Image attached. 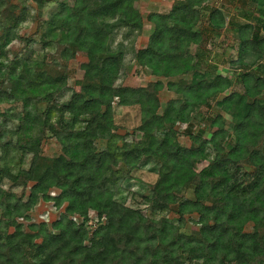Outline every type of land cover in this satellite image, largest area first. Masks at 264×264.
Masks as SVG:
<instances>
[{
  "label": "trees",
  "instance_id": "1",
  "mask_svg": "<svg viewBox=\"0 0 264 264\" xmlns=\"http://www.w3.org/2000/svg\"><path fill=\"white\" fill-rule=\"evenodd\" d=\"M32 1L41 8L43 0ZM204 1L176 0L166 14L148 13L146 19L153 24V31L147 45L135 53L137 64L167 77L195 68L194 63L187 64L186 54L188 46L198 42L193 27L206 8ZM241 1L256 10L245 14L250 23L235 28L239 48L236 61L240 63L242 54L250 51L256 54L257 65L237 75L241 93L230 91L215 101V107L228 114L231 131L223 129L218 116L214 119L218 121H211L216 126L212 131L190 133L191 124L187 123L188 146L175 142V122H187L195 107L207 105L212 96L227 89L231 80L218 72L193 71L186 84L167 82L166 88L177 96L167 99L159 113L160 81L143 87L114 85L120 59L119 55L108 54L107 33L100 20L117 17L123 26L139 29L140 18L126 7L128 0H74L60 11L61 26L66 31L57 42L65 58L75 49L85 51L86 62L80 68L92 80L86 92L71 93L61 103L50 102L62 88L64 75L49 80L39 73L31 75L33 67H29L25 79L16 74L15 68L0 72L1 82L7 76H17L18 80L11 88L0 87V102L23 98L25 107L16 117L14 132H4L0 125V151L31 152L25 169L13 163V154L0 158V179L22 187L30 184L27 203L4 192L0 185V264L26 263V248L32 249L31 264H182V255L188 262L201 264H264V0ZM23 14L24 7L9 26H2L0 56ZM207 17L213 30L221 26L223 17L217 9L211 8ZM54 23L51 21V25ZM40 93L50 102L48 109L41 113L28 110L27 106L35 102L32 96ZM113 98L119 105L139 109L136 131L140 138L122 141L120 157L111 141ZM51 108L59 112L55 123L50 119ZM65 114L70 122L64 121ZM82 115L89 119L81 121ZM39 131L54 136L61 149V154L42 166L36 151ZM11 132L13 143L3 141V136ZM97 138L107 139L106 147L99 151L93 145ZM208 146L212 155L207 158L203 153ZM141 157L156 165V178L145 200L160 209L173 205L179 219L195 213L200 224L195 234L179 232L163 217L147 218L137 208L113 199L121 181L138 166ZM206 158L204 166L193 169ZM118 164L123 165L125 173L115 169ZM50 187L59 189L52 197L55 205L66 203L64 213L51 223L56 232L39 223L30 225L32 233H23L15 218L24 216L38 194L51 199L46 194ZM188 188L191 198L180 193ZM90 208H100L93 229L84 226ZM71 214L79 215L82 221L73 222ZM246 222L252 224L250 232L242 231ZM8 227L12 228L10 232H6ZM34 238H40V243L33 245ZM86 239L89 245L84 244Z\"/></svg>",
  "mask_w": 264,
  "mask_h": 264
},
{
  "label": "rangeland",
  "instance_id": "2",
  "mask_svg": "<svg viewBox=\"0 0 264 264\" xmlns=\"http://www.w3.org/2000/svg\"><path fill=\"white\" fill-rule=\"evenodd\" d=\"M0 6V35L2 33V26H9L12 17L16 15L22 7H24V14L17 26L12 29L14 36L3 47V55L0 56V72L9 71V68H15L16 74L23 75L24 79L27 76L29 67H33V73H39L47 79H53L60 75H64L63 86L58 92L54 93V97L50 102L61 103L65 101L71 93H84L87 91L92 80L86 74L80 65L86 62V54L83 50L75 49L71 57L65 58L59 47L62 45L57 42L61 36L65 34L66 29L61 26V10L64 7L72 5L74 0H43L40 9H37L36 4L32 0H1ZM176 0H128L126 7L129 10H134L140 18V28L131 29L128 26H123L117 17H107L100 20L102 27L107 33L105 47L109 55H119L120 66L115 74L113 81L114 85L138 87L146 86L151 82L160 81L162 87L158 92L159 113L164 107L167 99L176 97L177 94L172 90L166 88L167 82H175L179 85L189 82L193 71L202 72L206 74L211 72H218L224 77H228L231 81L225 91H222L212 96L207 105H199L189 114V120L186 122L179 119L174 124L176 131L175 142L180 146H188L190 140L185 133L186 124L190 123V133H196L199 130L212 131L215 129V124L211 121L216 116L223 124V129L226 132L231 131L230 118L228 114L215 107V101L220 100L224 95L230 91L237 93L242 92V86L236 78L239 73L246 69H253L256 62V54L246 51L242 54L241 62H237L239 48L238 39L235 36V28L241 23H250V18L245 14L254 12L256 7L252 4L242 2L241 0H205L204 6L206 8L201 10L200 19L193 27L194 32L198 34V42L192 43L187 48V64H195V68L188 72L177 74L174 76H163L154 73L148 67L139 66L135 59V53L147 45L149 36L153 31V24L146 19L148 13L155 12L159 14L168 13L171 5ZM211 8L217 9L223 17L222 24L216 30H213L211 25L207 23L208 11ZM127 9V10H128ZM60 12V13H59ZM51 21H55V25H51ZM69 45V43H67ZM71 51V49H70ZM105 56V55H104ZM258 61V60H257ZM260 61V60H259ZM258 61V62H259ZM35 63V64H34ZM244 64V65H243ZM248 64V65H247ZM29 75V74H28ZM47 75L48 77H45ZM8 77V76H7ZM1 82L0 87L11 88L16 81V77L7 78ZM260 96V94L258 95ZM32 98L35 102L27 106L28 110L36 113H41L48 109L47 105L50 103L44 98V94L34 95ZM27 99V98H26ZM33 99V100H34ZM111 117L114 128L111 134L114 135V147L117 157L121 156L122 141H131L140 138V133L136 131L139 124V109L137 106H122L117 103L116 98H113L111 103ZM24 100H3L0 102V125L4 132L13 131L17 127V116L23 114ZM102 109L100 111L102 112ZM99 111V112H100ZM56 108H51L50 119L55 123L58 119ZM65 122H70V116L65 114L63 116ZM81 121L89 119L88 115L79 117ZM218 121V120H214ZM213 123V125L211 124ZM81 124H77L76 127ZM222 126V125H221ZM6 133L3 136V141H11L13 143L14 134ZM35 135V133H34ZM24 140V138H23ZM93 145L97 151L102 150L107 145L106 138H97L93 141ZM38 153V163L40 166L46 165L48 160L61 154V149L54 138L47 131L38 132V143L36 146ZM14 155L13 163H18V166L27 168L31 158V152L21 154V152L12 153L11 151H0V158L4 156ZM207 158L212 155L211 148H208L203 153ZM206 159L199 160L193 169L199 170L206 164ZM125 173V168L122 164H118L115 169ZM249 169V168H246ZM156 165L141 157L138 166L129 172L121 181L113 199L117 202L137 208L147 218L158 219L163 217L166 221L174 226H177L178 231L185 234H195L200 226L198 216L195 213L183 214L179 219L175 213V207L170 205L168 209L156 208L151 203L145 200V196L149 195V188L156 178ZM0 185L4 192H10L14 197H20L23 202L29 201L30 184L22 187L21 185L12 184L10 181L0 179ZM59 189L50 187L46 194L51 199H43L40 194L29 209L24 213L23 217L15 218L23 233H32L30 225L43 223L46 230L56 232L51 229V223L58 219L61 213H64L66 203L62 202L56 206L52 197L58 195ZM180 193L186 197L191 198V189L181 190ZM100 208L88 209L86 212V220L84 226L96 224L97 213ZM1 209H0V219ZM69 218L75 222L80 223L82 218L77 214L69 215ZM92 228V226H91ZM253 229L250 222L243 224L242 231L250 232ZM11 227L7 228L6 232H10ZM40 243V238L32 239V244ZM84 244L89 245L86 239ZM32 249L26 248V257L24 264H31ZM182 264H201L198 262H188L184 255L181 256Z\"/></svg>",
  "mask_w": 264,
  "mask_h": 264
},
{
  "label": "built area",
  "instance_id": "3",
  "mask_svg": "<svg viewBox=\"0 0 264 264\" xmlns=\"http://www.w3.org/2000/svg\"><path fill=\"white\" fill-rule=\"evenodd\" d=\"M96 221H97V220H96ZM91 226H92V228H91ZM93 228H95V225H94V224H92V225H90V226H89V225L87 226V229H93Z\"/></svg>",
  "mask_w": 264,
  "mask_h": 264
}]
</instances>
